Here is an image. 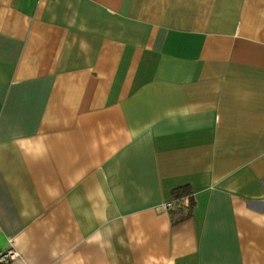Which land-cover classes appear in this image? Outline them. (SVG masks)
Here are the masks:
<instances>
[{
  "label": "crops",
  "instance_id": "0c3cea01",
  "mask_svg": "<svg viewBox=\"0 0 264 264\" xmlns=\"http://www.w3.org/2000/svg\"><path fill=\"white\" fill-rule=\"evenodd\" d=\"M10 245L11 264H264V0H0Z\"/></svg>",
  "mask_w": 264,
  "mask_h": 264
},
{
  "label": "built area",
  "instance_id": "2783aa9c",
  "mask_svg": "<svg viewBox=\"0 0 264 264\" xmlns=\"http://www.w3.org/2000/svg\"><path fill=\"white\" fill-rule=\"evenodd\" d=\"M173 206V200L161 206L162 209L169 210ZM18 252L12 245L0 250V264H11L18 257Z\"/></svg>",
  "mask_w": 264,
  "mask_h": 264
},
{
  "label": "trees",
  "instance_id": "16d2710c",
  "mask_svg": "<svg viewBox=\"0 0 264 264\" xmlns=\"http://www.w3.org/2000/svg\"><path fill=\"white\" fill-rule=\"evenodd\" d=\"M194 206V202L190 195H179L173 198V206L170 210H183L185 208H192ZM175 212V211H173ZM183 218V215L176 216L175 222L179 221Z\"/></svg>",
  "mask_w": 264,
  "mask_h": 264
},
{
  "label": "clouds",
  "instance_id": "9594fccd",
  "mask_svg": "<svg viewBox=\"0 0 264 264\" xmlns=\"http://www.w3.org/2000/svg\"><path fill=\"white\" fill-rule=\"evenodd\" d=\"M90 239L93 240L94 242L100 243L103 241L104 237H103V234L98 231Z\"/></svg>",
  "mask_w": 264,
  "mask_h": 264
}]
</instances>
